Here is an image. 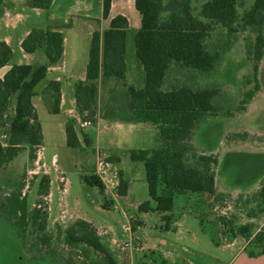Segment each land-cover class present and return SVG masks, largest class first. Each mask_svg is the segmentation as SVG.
Masks as SVG:
<instances>
[{
  "label": "rangeland",
  "instance_id": "374dc122",
  "mask_svg": "<svg viewBox=\"0 0 264 264\" xmlns=\"http://www.w3.org/2000/svg\"><path fill=\"white\" fill-rule=\"evenodd\" d=\"M206 1L192 0L194 14L204 20L206 19L201 15V11ZM126 2L129 19L127 80L120 82L112 78L108 82L99 81L98 96L101 105H107V108L101 107L99 128L105 130L106 134L99 142L100 149L90 139V143L85 141L87 138L84 129L79 130L84 140L81 148L69 147L57 137L45 141L44 149L42 145H26L12 162L0 167V264H101L98 262L100 257L92 248L86 245H69L65 241L64 231L80 219L78 216L93 223L103 241L116 252L120 264H144L134 259L136 254L132 255L138 251L136 247L139 243L135 240L128 242L129 233L125 230L128 218L133 225L139 222L138 219L141 220L144 231H151L152 235L157 234L155 225H163L165 222L153 210H138V205L145 200H151V197L144 163L131 159L133 149H150L156 146L155 136L158 129L150 123H135V127L127 133L111 118L109 104L127 105L130 100L128 84L142 86L145 78L143 66L136 56L134 42V35L141 25V14L135 8V1ZM24 3L25 0H8V7L15 6L16 11H19L25 6ZM253 3L254 0H243L239 6L240 14L243 15ZM120 5L123 6L122 3ZM118 9L120 10L119 5L115 10ZM22 12L26 18L17 30H13V63L24 60L17 36L28 27L47 26L49 21L46 11L39 16L30 7H25ZM256 35L257 30L253 28H241L232 36L231 48L225 50L220 66L210 74L173 64L166 75L163 88L171 89L175 85L185 84L194 88L219 87L221 92L216 102L223 107L224 112L232 111L231 115L207 117L193 135V144L199 153L219 155L217 184L225 196H200L201 194L193 192L176 194L175 214L186 213L183 216L184 223L186 221L196 228L200 227L203 219L205 226L209 230L214 229L222 241L231 237L232 229L238 231L241 225L247 224L250 232L248 235H242L246 239V248L260 253L264 250V195L260 193L264 184V56L257 75L254 73L252 61L247 56V43L254 41ZM229 39L227 28L213 23L208 44L211 47L223 48ZM39 51L45 62V50ZM44 84L45 81L40 82L36 89L41 91ZM258 85L260 88L257 90ZM253 91L255 95L247 103L246 110H239L238 107L248 95L246 93ZM39 108L45 118L46 106L39 103ZM86 115L87 112L78 110L75 120L77 125L82 119H90L91 125H95L97 117L95 116L94 121L93 117ZM122 115V112L116 114L118 117ZM5 132V129L0 130L2 140L8 137L3 135ZM109 137L116 138L115 144H110ZM100 152H109L120 157L119 165L126 170L131 180L128 195L120 198L118 205L110 209L105 207H110L111 202H115L113 196L104 198L98 186L88 184L83 178V175H92L91 172L97 165L96 157H99ZM54 157L57 158V164L53 163ZM188 161L193 163L195 160L190 157ZM43 162H47L49 166L46 164V167H43ZM46 175L50 177V186L47 192H42V179ZM63 176L66 179L65 185ZM17 194L25 197L27 201L29 216L26 230L20 229L16 224L17 217L10 208L9 199ZM117 197L120 195L117 194ZM37 208L40 209L39 216L33 217ZM190 210L195 213H189ZM45 212L48 213L46 223ZM42 225L44 229H41ZM108 228H112L113 233L110 234ZM46 234L53 235L51 243L44 240ZM169 236L175 239L174 232ZM181 237L182 243L190 244L186 235ZM113 238L119 243L112 242ZM203 239L207 241L208 254L206 257L196 258V263L227 264L232 255L222 254L209 235H203ZM145 254L149 257L146 258L145 264H163L162 256L155 251L148 250ZM166 264L174 263L168 260Z\"/></svg>",
  "mask_w": 264,
  "mask_h": 264
},
{
  "label": "trees",
  "instance_id": "16d2710c",
  "mask_svg": "<svg viewBox=\"0 0 264 264\" xmlns=\"http://www.w3.org/2000/svg\"><path fill=\"white\" fill-rule=\"evenodd\" d=\"M115 0H103L104 18L109 19L103 33L93 34L86 80L76 85L77 108L87 112V117L97 115L96 105L99 95V81L108 82L116 78L127 80V43L129 19L123 14L111 15ZM243 0H207L202 5V19L194 14L192 0H136L135 6L141 14V25L134 35L135 52L145 71L144 84H128L132 116L141 122H150L158 127V143L150 149H133L131 159L142 161L146 167L147 182L151 200L141 203L142 211H172L176 194L193 192L211 196H225L217 186V169L220 157L216 153H199L193 144L194 131L207 117L221 114L231 115L216 102L219 87L194 88L190 85H175L164 89L165 78L173 64L192 68L203 74H210L220 66L225 50L231 48V38L241 28L257 30L254 41L247 43V56L258 74L264 56V0L254 3L243 15L239 6ZM27 5L49 10L52 0H27ZM8 7V0H0V17ZM213 23L227 28L229 40L224 47H211L207 40ZM26 52L32 53L45 48L48 62L34 66L29 63L14 64L0 78V130L5 129V140L0 138V167L12 162L26 145L40 146L44 134L37 109L32 101L36 85L46 77L50 66L61 63L64 53V33L60 30L33 28L22 41ZM13 50L4 40H0V68L12 58ZM260 86L256 87L258 90ZM54 91L53 113L60 112L61 86L57 81L49 83L45 91ZM239 110L245 111L247 103L255 92H247ZM75 119L66 124L67 145L81 148L82 141L76 129ZM87 140V139H86ZM87 143L90 141L87 140ZM193 157V163L188 159ZM85 182L104 188L101 178L92 174L84 176ZM50 177L42 179V192L49 189ZM128 182L121 175L119 194L126 195ZM264 195V184L260 191ZM42 195V194H41ZM10 208L17 217L20 229L27 228V201L20 194L9 199ZM106 206V205H105ZM40 209L33 212L39 216ZM48 213H44L46 223ZM164 219L171 221L172 216ZM208 230L214 242L220 239L214 229ZM41 229H44L43 225ZM60 231L61 228L59 227ZM232 237L248 235L249 225H241L238 231L232 229ZM65 241L69 245H86L100 257L101 264H120L113 251L100 237L93 224L85 219H77L65 231ZM53 235L46 234L44 240L51 243ZM255 256L264 253L252 252ZM52 258H56L52 255ZM56 260V259H55ZM178 264H190L184 260Z\"/></svg>",
  "mask_w": 264,
  "mask_h": 264
},
{
  "label": "crops",
  "instance_id": "0c3cea01",
  "mask_svg": "<svg viewBox=\"0 0 264 264\" xmlns=\"http://www.w3.org/2000/svg\"><path fill=\"white\" fill-rule=\"evenodd\" d=\"M26 2L27 0H25V6H23L19 11H16V8H14L15 6L7 7L4 14L0 17V40L6 41L13 50L11 60L6 65L0 68V78H2L14 64L29 63L37 66L48 62L47 55L45 62L44 56L39 55V50H45V48H39L35 52L29 53L26 52L22 47V41L33 28L51 27L53 30H60L64 33L63 59L61 63L50 66L46 77L40 81H45L42 90L38 91L36 89V87L40 83L39 82L35 87L36 94L32 97V101L37 109L39 120L43 128L44 140L42 147L44 149L45 141L55 139L57 137H59L60 140L65 141V143L67 144L66 124L69 119L73 118L76 120V117H78L76 85L78 82L86 80L93 34L96 31L103 33V31L109 25V19L104 18L103 0H52V4L49 10L31 7L27 5ZM120 3H122L123 6L120 5ZM118 5L120 7V10H115L116 6ZM25 7H30L36 13V15L39 16L44 11H46L48 13L49 21L47 26L28 27L20 34V36H17L16 39L19 43L22 52V58L24 60H21L18 63H13L12 59L15 55V50L13 48L15 35L13 30H17L25 20L26 15H24L22 12ZM127 7L128 3L126 2V0H115L112 4L111 15L115 16L117 14H123L128 17ZM34 60H37L38 62L33 63L32 61ZM52 81L59 82L61 86V105L59 113L52 112V95L54 91H45L49 83ZM97 102V120L95 122V125H91L86 128L85 133L88 141L90 139L91 142L96 143V146L100 149L99 142L102 140V136L106 134L105 130L99 128L102 112L101 107L104 109L107 108V105L106 103L101 105L99 96ZM39 103L42 104V106H46V110H44L45 118H43L41 115ZM109 106L110 111L112 112L111 118H113V121L118 123V126L121 129H124V132L129 133V130H132L135 127V123H150L137 121L132 116L130 109V100L127 105L110 103ZM119 112L123 113L121 117L116 116V114ZM150 124L158 129V127L153 123ZM75 125L83 145V137L79 133L80 131L77 123ZM157 139L158 131L155 136V145H157L158 143ZM85 141L87 142V140ZM108 141L113 145L115 144L116 138L109 137ZM99 154V157H96L97 165L91 173L97 175L99 170L105 171L102 177L99 176L104 182V188L101 189L99 186L98 187L104 195V198H106V196H113L112 198L115 199V202L113 201L114 203L111 202L112 206L105 207L103 205V207L110 209L118 205L120 198L126 197L128 195L130 191L131 180L129 179L126 170L119 165L121 160L120 157L109 152H104L103 154L100 152ZM45 163L48 165L47 162ZM53 163L57 164L56 157H54ZM121 175L128 182V191L126 195L119 194ZM63 179L65 185V176H63ZM65 189L66 187L64 186L63 190ZM117 194L120 195L119 198L117 197ZM51 197L52 192L50 193V198ZM140 205L141 203L138 205V210H140ZM155 205V202L152 203V206ZM50 208L52 210V206H50ZM154 211L157 212L162 220L165 221L163 225H155L157 234L152 235L150 233L151 231L145 232L144 224L139 219V222L133 225L130 218H128V224L125 225V230L129 233L128 242L132 243V241L135 240L139 243L136 247L138 251L136 253H132V255L136 254L134 255V259H136L137 262L140 260L139 262L145 264L146 258H149L147 257L145 252L149 250L155 251V253L160 254L162 256L163 264L168 263V260H172L174 264H178L184 260L188 261L190 264H197L195 260L196 258L206 257L208 254L207 241L206 239H203V235H209L215 246H217L218 249H221L222 254L229 253V255H232L227 264H264V253L255 256L250 255L246 248V239L240 234L235 237L231 236L226 241H222L221 239L219 243H216L214 242L211 233L204 228L202 219L200 227L196 228L195 226L186 223V221L184 223L183 216H185L186 214L184 212L175 214L174 208L172 211L168 212H160L156 210ZM189 213L195 212L190 210ZM165 215L172 216L171 221L164 219ZM77 218L82 217L78 216ZM82 219L89 221L86 218ZM107 231L110 232V234L113 233L112 228H108ZM172 232L175 233V239L169 236ZM183 235H186V237H188L190 244L181 242V236ZM241 236L242 239H240ZM112 242L119 243L116 238H113ZM191 244H193L195 247L192 248L193 245ZM216 258L220 259L218 256H216Z\"/></svg>",
  "mask_w": 264,
  "mask_h": 264
},
{
  "label": "built area",
  "instance_id": "2783aa9c",
  "mask_svg": "<svg viewBox=\"0 0 264 264\" xmlns=\"http://www.w3.org/2000/svg\"><path fill=\"white\" fill-rule=\"evenodd\" d=\"M92 124V121L90 120V119H82L81 121H79V124H78V128H79V130H84V129H86L88 126H90ZM39 162V161H38ZM43 167H46V163L45 162H43ZM105 173V171L104 170H99L98 171V175L100 176V177H102V175Z\"/></svg>",
  "mask_w": 264,
  "mask_h": 264
}]
</instances>
